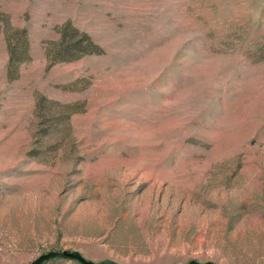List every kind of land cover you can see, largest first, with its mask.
I'll use <instances>...</instances> for the list:
<instances>
[{
	"label": "rangeland",
	"instance_id": "1",
	"mask_svg": "<svg viewBox=\"0 0 264 264\" xmlns=\"http://www.w3.org/2000/svg\"><path fill=\"white\" fill-rule=\"evenodd\" d=\"M64 251L264 264V0H0V264Z\"/></svg>",
	"mask_w": 264,
	"mask_h": 264
},
{
	"label": "trees",
	"instance_id": "2",
	"mask_svg": "<svg viewBox=\"0 0 264 264\" xmlns=\"http://www.w3.org/2000/svg\"><path fill=\"white\" fill-rule=\"evenodd\" d=\"M74 31H76V33H79V30H74ZM65 39H66V35L61 39V41H59L60 42L59 43L60 48H59V52H58V58H60L61 60L69 61V60L76 59V58L80 57L81 55L83 56L85 54H89L90 50H88V46H90V45L95 46L93 40L87 34H82V39H80V40L77 39V37H75V38L72 37V40L70 42H66V41L64 42ZM95 47H97V46H95ZM28 48H29V44H28V38L26 35V38L24 40V53L25 54L27 53ZM94 52L100 53L99 51H94ZM9 53H10L9 66L11 67L12 65L15 64L14 55L16 56V50H13L11 48L10 44H9ZM44 100H45V98H44Z\"/></svg>",
	"mask_w": 264,
	"mask_h": 264
},
{
	"label": "water",
	"instance_id": "3",
	"mask_svg": "<svg viewBox=\"0 0 264 264\" xmlns=\"http://www.w3.org/2000/svg\"><path fill=\"white\" fill-rule=\"evenodd\" d=\"M56 259H62V260H75L79 262L80 264H115L110 261H105L103 263H93L91 261L86 260L83 258L78 252H69V251H64V252H49L47 254H43L36 260H34L31 264H45L47 262H50L52 260ZM190 264H199L196 262H192ZM208 264H213V263H208Z\"/></svg>",
	"mask_w": 264,
	"mask_h": 264
}]
</instances>
